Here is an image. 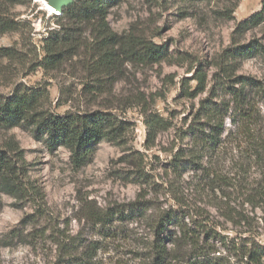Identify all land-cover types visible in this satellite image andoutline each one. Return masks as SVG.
<instances>
[{
    "label": "rangeland",
    "instance_id": "rangeland-1",
    "mask_svg": "<svg viewBox=\"0 0 264 264\" xmlns=\"http://www.w3.org/2000/svg\"><path fill=\"white\" fill-rule=\"evenodd\" d=\"M261 1L210 0L193 6L170 1L164 7L144 0H121L108 11L112 32H132L164 46L167 58L153 65L120 59L116 67L96 71V45L87 36L88 29L78 55L49 73L35 64L41 56L42 39L48 31L58 30L57 17L44 11V6L52 8L45 0H19L10 8L9 16L17 24L0 36V48L13 52L12 57L0 59L1 97L20 85L46 88L55 114L104 111L132 126L124 145L102 141L89 162L78 169L66 149L48 151L29 127L0 131V148L12 143L23 154L27 176L40 188L46 204L36 211L31 203L2 196L0 264H55L64 255L79 256L90 244L98 248V264H146L143 258L153 239L151 219L177 202L190 211L207 212L216 231L228 241H253L264 248L263 57L243 60L235 73L255 83L246 93L254 107L250 130L260 149H247L245 144L238 149L236 134L215 155L202 160L206 172L186 163L180 171L174 172L171 166L173 154L188 144V139L181 143L179 137L201 102L219 108L222 100H230V90L238 89L232 84L223 89L211 77L217 60L232 48L236 25L258 12ZM233 5L232 19H224L223 10ZM260 37L258 29L249 31L239 45ZM198 65L208 76L207 88L195 98H185L182 81L193 91L196 82L191 81L190 70ZM150 116L171 127L160 131L147 149L145 122ZM229 131L236 129L226 119L221 140ZM135 202L146 212L129 217L127 209ZM116 211L125 215L107 218L104 229H112L109 233L93 222ZM102 233L112 237L104 238Z\"/></svg>",
    "mask_w": 264,
    "mask_h": 264
},
{
    "label": "trees",
    "instance_id": "trees-1",
    "mask_svg": "<svg viewBox=\"0 0 264 264\" xmlns=\"http://www.w3.org/2000/svg\"><path fill=\"white\" fill-rule=\"evenodd\" d=\"M120 1L76 0L71 6L59 11L58 30L48 31L47 37L42 39L41 56L35 67L49 73L72 60L78 55L88 29L90 33L87 36L96 45V71H107L108 68L116 67L120 59L145 65L165 60L167 50L164 46L155 45L132 32L122 35L112 32L107 22L108 11ZM144 1L150 5L166 7L170 1L193 6L210 0ZM19 3V0H0V36L14 30L17 23L9 16L10 8ZM234 9L235 5L223 10L221 16L226 20L232 19ZM255 29L260 31L261 37L252 39L247 45H239L240 39ZM232 41V48L226 50L217 60L211 80L222 83L223 89L228 84L238 85V89L230 90V100H222L219 108L207 107V102H201L191 123L179 137L181 143L188 139V144L173 154L171 166L174 172L182 169V163L190 165L195 171L206 172L202 160L208 155H215L233 135L240 138L238 142L235 141L238 149L242 144L247 145V149H260L258 139L250 130L254 107L246 93L247 87L252 88L255 83L247 82L244 77H235V73L243 60L255 56L264 58V0L261 1L258 12L236 25ZM12 55L10 49L0 48V59L10 58ZM190 71H193L191 81L196 82L195 88L193 91L187 90L186 83L182 81L181 93L183 97L191 99L205 92L208 76L204 74L201 65ZM50 106L46 88L17 86L9 96H0V131L29 127L33 130L35 139L43 143L48 151H55L60 147L66 149L71 164L77 169L89 162L99 143L106 141L115 146L124 145L131 131L132 125L109 112H69L59 115L53 113ZM226 119L231 120L236 132L229 131L225 140H221ZM145 125L147 133L144 146L147 149L152 147L160 131L171 127L156 116H150ZM25 166L24 156L14 144L9 143L0 148V202L2 196L6 195L20 203H31L36 211L43 209L46 205L44 194L38 186L30 182ZM207 177L214 179L213 175ZM145 212L146 209L138 202L132 203L127 209V215L133 218L140 217ZM124 215L123 211L111 214L106 212L92 221L102 231L109 233L112 229H104L107 218L112 216L119 219ZM150 228L153 239L143 258L146 264H264L262 246L253 241L244 240L238 244L228 241V238L216 231V226L207 212L190 211L180 202L175 207L157 213L151 219ZM100 235L104 238L112 237L109 234ZM216 244H220L227 255L223 256ZM97 251L96 245L90 244L79 256L64 255L55 264H98L95 259Z\"/></svg>",
    "mask_w": 264,
    "mask_h": 264
},
{
    "label": "water",
    "instance_id": "water-1",
    "mask_svg": "<svg viewBox=\"0 0 264 264\" xmlns=\"http://www.w3.org/2000/svg\"><path fill=\"white\" fill-rule=\"evenodd\" d=\"M76 0H45L47 6L51 8L61 11L63 8H67L71 6Z\"/></svg>",
    "mask_w": 264,
    "mask_h": 264
},
{
    "label": "built area",
    "instance_id": "built-area-1",
    "mask_svg": "<svg viewBox=\"0 0 264 264\" xmlns=\"http://www.w3.org/2000/svg\"><path fill=\"white\" fill-rule=\"evenodd\" d=\"M44 11L46 12V14L50 17H58L59 16V11L55 10L52 8L51 9H47L45 6H44Z\"/></svg>",
    "mask_w": 264,
    "mask_h": 264
}]
</instances>
